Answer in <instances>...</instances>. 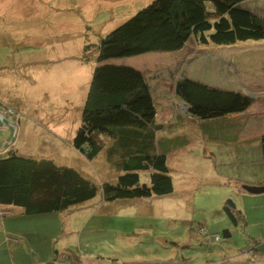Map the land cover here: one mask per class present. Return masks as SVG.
I'll list each match as a JSON object with an SVG mask.
<instances>
[{
    "label": "rangeland",
    "instance_id": "374dc122",
    "mask_svg": "<svg viewBox=\"0 0 264 264\" xmlns=\"http://www.w3.org/2000/svg\"><path fill=\"white\" fill-rule=\"evenodd\" d=\"M152 1L0 0V106L19 124L17 133L12 126L0 131V144L14 139L8 152L51 159L98 188L78 209L26 216L11 208V216L0 214V264H52L56 254L68 257L66 264H264V194L243 189L263 186L251 183L264 179L256 137L264 134V42L217 47L190 38L180 51L98 63L101 39ZM242 7L264 17V0ZM103 64L142 72L163 134L191 141L169 154L171 194L122 201L107 217L98 207L100 186L115 181L116 168L107 165L105 153L87 160L71 145L93 70ZM182 78L248 96V117H225L228 124L216 126L228 129L224 136L199 144L196 134L206 123L188 115L176 97ZM240 128L248 135L242 143L226 137ZM140 181L149 185V173L141 172Z\"/></svg>",
    "mask_w": 264,
    "mask_h": 264
},
{
    "label": "trees",
    "instance_id": "16d2710c",
    "mask_svg": "<svg viewBox=\"0 0 264 264\" xmlns=\"http://www.w3.org/2000/svg\"><path fill=\"white\" fill-rule=\"evenodd\" d=\"M246 1L153 0L101 39L97 62L180 51L190 38L201 46L217 47L264 42V17L243 9ZM175 95L189 106L188 115L205 121L204 133L216 131L219 124L226 126L225 117L244 113L252 103L238 92L215 89L188 78L178 81ZM156 114L154 98L142 72L114 64L94 68L81 125L71 145L87 160L105 153L107 165L116 168L115 181L100 186L101 201H130L173 192V179L163 153L167 145H160V153L151 147L162 129L156 124ZM129 129L136 132L142 146L143 140L150 143L148 152L146 145L138 151L142 146H130L136 138ZM106 140L112 144L103 151ZM259 143L264 161V134ZM141 172L149 173V185L140 181ZM97 191V186L78 171L58 166L51 159L20 156L16 151L0 157V205L19 208L26 216L78 209L94 199ZM226 213L236 224L233 213L228 209ZM223 236L228 237L229 232ZM55 258L52 264L70 261L64 255L56 254Z\"/></svg>",
    "mask_w": 264,
    "mask_h": 264
},
{
    "label": "crops",
    "instance_id": "0c3cea01",
    "mask_svg": "<svg viewBox=\"0 0 264 264\" xmlns=\"http://www.w3.org/2000/svg\"><path fill=\"white\" fill-rule=\"evenodd\" d=\"M250 107H251V105L249 106V108L244 113L235 115L234 118H232V119H236L237 116H239V117L242 116L244 118H247L248 116L246 115V113L250 110ZM155 108H156V105H155ZM156 121H157V116H156ZM156 124L157 125H160V123H157V122H156ZM18 126H19V124H18ZM222 128H226V127H222ZM237 128H238V126H237ZM163 129L164 128L162 127V129H160V131H158V133L156 134V138L154 139V144H152L151 147H152V150L154 149L155 152H159L160 153V152H162V150L160 149V145L161 144L167 145V149L165 151H163V153L166 156L167 164H168L169 154H173L176 150H178V149H180L181 147H184V146L187 147L189 144L191 146V141L189 143L187 141V139H185V138L178 139L177 138V135H175V134H174L175 136L172 137V136L169 135L168 132H165L163 134V132H162ZM226 130H228V129H225V130L217 129L216 131H214L212 133L211 132H205L204 133L202 130H199V134H196V140L197 139L199 140V142H198L199 144L205 145V143L210 142V140L212 142L215 138H218V137L219 138H222L224 136V133H225L224 131H226ZM245 130H246L245 128H240V129L237 130V132H234V134H230V132H229V134L228 133L226 134V137H229L230 136L231 138H236V142H241L242 143L247 138L246 136H248L245 133L246 132ZM0 131H8V129H5V128H1L0 127ZM127 131H129L132 134V136H134L136 138V139H132L133 141L130 144V146L131 147L142 146V144L140 143L141 142V139H139L138 137H136L137 136L135 134L136 132H134L132 129H129ZM262 134H263V132H261L259 135H256V137L257 138H260V136ZM157 135H158V138H157ZM227 142H230V141H227ZM111 144H112V141H109V140L104 141L102 150L103 151L106 150V148L107 147H110ZM143 144H144V146L146 145V150L148 152V150L150 149V143H145L144 140H143ZM144 146L140 147L139 149H136V151L141 150ZM15 148H16V143H15ZM192 148H193V146H192ZM197 148L200 149L201 147L199 146ZM101 153H103V152H100L99 155ZM260 164H261V166L264 167V161L262 159V155H261V158H260ZM256 182H259V183H251V184L264 185V179L262 181H256ZM245 184H247V183H245ZM125 201H129V200H125ZM119 203L122 204V201H114V202H104V201H101L99 203L98 207L100 209L104 208L102 211L104 212L105 217H107L110 214H115V213L118 212L115 207L121 206V204H119ZM124 203H132V200H130V202H124ZM0 207H2L0 209H5V210H7L9 212L8 216H11L12 215L10 209L11 208H14V207H10V206L7 207V206H1V205H0ZM14 209H19V208H14ZM21 214H23V213L21 212ZM92 215L94 216V213ZM8 216H6V217H8ZM96 264H98V263H96Z\"/></svg>",
    "mask_w": 264,
    "mask_h": 264
},
{
    "label": "built area",
    "instance_id": "2783aa9c",
    "mask_svg": "<svg viewBox=\"0 0 264 264\" xmlns=\"http://www.w3.org/2000/svg\"><path fill=\"white\" fill-rule=\"evenodd\" d=\"M0 109H3V113H0V126L2 128L5 129H10V126L14 127L16 129V133H17V127H18V123L16 121L13 120V117H11V110L7 109L5 110L3 107L0 106ZM8 115V116H7ZM16 137V135L14 136V138ZM14 145V139L11 142H4L2 144H0V157H3L5 155H8V149H10V147ZM0 214L2 215H7L9 214L8 211H1Z\"/></svg>",
    "mask_w": 264,
    "mask_h": 264
},
{
    "label": "water",
    "instance_id": "95a60500",
    "mask_svg": "<svg viewBox=\"0 0 264 264\" xmlns=\"http://www.w3.org/2000/svg\"><path fill=\"white\" fill-rule=\"evenodd\" d=\"M188 111L190 110L189 106H187ZM243 189L253 195H259V194H264V185L263 186H243Z\"/></svg>",
    "mask_w": 264,
    "mask_h": 264
}]
</instances>
